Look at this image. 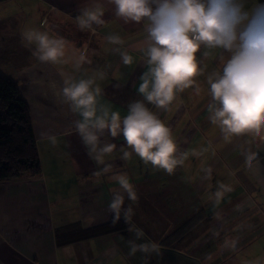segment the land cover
Here are the masks:
<instances>
[{"label": "crops", "instance_id": "1", "mask_svg": "<svg viewBox=\"0 0 264 264\" xmlns=\"http://www.w3.org/2000/svg\"><path fill=\"white\" fill-rule=\"evenodd\" d=\"M264 0H259V2ZM245 10L258 5L241 0ZM261 4V3H260ZM104 7V23L81 31L76 17L84 7ZM148 21L125 23L109 0H5L0 3V74L13 80L28 104L40 174L0 181V264H148L141 252L130 255V242H154L159 255L149 264H264V131L227 135L210 121L216 105L208 77L222 73L230 53L202 46L196 58L202 72L178 92L167 109L139 93L148 73ZM46 32L67 42L56 63L33 55L37 45L24 33ZM111 35L123 43L112 44ZM80 52L90 62L76 66ZM121 53L132 57L125 65ZM93 79L103 108L123 118L129 105L142 102L170 128L177 156L187 154L173 174L145 164L123 135L105 157L111 171L90 158L75 122L82 119L63 96L68 79ZM55 140V143H53ZM124 151L131 153L122 159ZM124 174L137 201L112 179ZM124 195L121 210H133L130 222L113 220L109 202ZM217 192L222 193L217 197ZM143 231L137 240L135 232Z\"/></svg>", "mask_w": 264, "mask_h": 264}, {"label": "clouds", "instance_id": "2", "mask_svg": "<svg viewBox=\"0 0 264 264\" xmlns=\"http://www.w3.org/2000/svg\"><path fill=\"white\" fill-rule=\"evenodd\" d=\"M115 6V15L125 23L147 20L146 49L148 73L142 76L138 91L157 108L167 109L178 92L194 84V77L202 72L196 53L204 46L220 48L231 55L224 63L222 73L208 77L210 93L218 106L212 109L210 121L218 124L227 135L253 133L261 136L264 131V4L245 10L241 0H109ZM105 9L101 5L84 7L75 18L81 31H95L93 25L104 23ZM26 41L37 45L33 55L39 53L41 61L56 63L66 55L64 38H53L46 32L29 30L24 33ZM112 44L123 43L118 35H111ZM125 65L132 57L121 53ZM90 62L85 52H80L76 66ZM94 80L65 81L63 96L73 111L82 119L75 122L88 155L96 164L104 167L95 175L111 171L105 157L116 149L115 143H102L100 137L108 130L111 137L123 135L127 146L145 164L157 170L173 174L182 165L187 154L178 157V147L171 130L144 103L129 105L128 114L121 117L118 111L103 108L99 114L97 97L99 86L93 88ZM55 143V140H53ZM124 151L122 159L130 158ZM127 194L130 201L138 197L133 185L124 174L112 176ZM217 197L222 193L217 192ZM124 195L116 192L109 202L113 220L123 217L130 222L131 207L121 212ZM136 239L144 236L142 230L135 232ZM144 254L148 261L159 255V246L154 242L136 244L130 242V255Z\"/></svg>", "mask_w": 264, "mask_h": 264}, {"label": "trees", "instance_id": "3", "mask_svg": "<svg viewBox=\"0 0 264 264\" xmlns=\"http://www.w3.org/2000/svg\"><path fill=\"white\" fill-rule=\"evenodd\" d=\"M40 171L28 104L16 83L0 74V181L35 177Z\"/></svg>", "mask_w": 264, "mask_h": 264}, {"label": "rangeland", "instance_id": "4", "mask_svg": "<svg viewBox=\"0 0 264 264\" xmlns=\"http://www.w3.org/2000/svg\"><path fill=\"white\" fill-rule=\"evenodd\" d=\"M258 4H263L264 3V1H261V2H259V0H255Z\"/></svg>", "mask_w": 264, "mask_h": 264}, {"label": "built area", "instance_id": "5", "mask_svg": "<svg viewBox=\"0 0 264 264\" xmlns=\"http://www.w3.org/2000/svg\"><path fill=\"white\" fill-rule=\"evenodd\" d=\"M264 4V3H263Z\"/></svg>", "mask_w": 264, "mask_h": 264}]
</instances>
